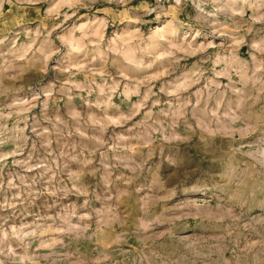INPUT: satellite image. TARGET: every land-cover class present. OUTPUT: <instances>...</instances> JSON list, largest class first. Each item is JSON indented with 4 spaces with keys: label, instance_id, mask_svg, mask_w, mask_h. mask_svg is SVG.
<instances>
[{
    "label": "clouds",
    "instance_id": "obj_1",
    "mask_svg": "<svg viewBox=\"0 0 264 264\" xmlns=\"http://www.w3.org/2000/svg\"><path fill=\"white\" fill-rule=\"evenodd\" d=\"M5 2L0 0V10ZM19 2L30 6L41 23L35 29L24 27L12 36L0 33V84L4 79H14V73L30 89L24 96L0 90V192L19 190L17 195L5 198L0 210H15L18 198L25 190L31 195L45 173L49 177L45 190L49 197L61 201L70 195L84 197L81 207L85 214L75 217L79 227L63 229L56 240L58 247L47 253L48 264H95L97 258L102 264L105 259L106 264H264V0H155L142 12L128 8L130 0H104L115 7L108 9L110 16L102 18L91 15L99 11L96 5L101 0ZM121 7L136 17L138 24L155 13L154 27L148 34L134 29L138 38L128 41L116 37L131 30L125 25L114 29L113 36L105 41L103 27L121 18ZM85 9L89 12L87 24L80 22L79 15ZM181 14L188 17L187 21L179 19ZM45 23L51 26L46 28ZM97 27H101L99 35ZM21 34L27 37L23 42ZM173 44H181L186 50L183 57ZM245 45L250 59L240 55ZM161 53L170 55L161 58ZM193 56L196 59L189 65L187 59ZM53 57L54 68L70 69V81L77 74L73 64L88 61L96 70L89 73L87 81L63 87L70 100L72 90L95 92L94 102L87 97L81 99L88 104V113L93 108L99 112L93 120H88L85 113L71 123L62 121L50 131H40L41 147L44 152H52L50 137L55 134L58 139H67L69 146L77 141L81 147L88 144L85 151L100 154L87 157L65 148L59 166L49 157V167L40 169L42 162H33L32 155L23 160L15 157L23 155L27 146L25 132L34 103L45 91L50 99L59 91L52 81L43 83L39 75ZM93 57L94 65L90 63ZM181 59L185 63H179ZM101 70L104 75L97 76ZM164 71H168V78L158 82L148 78ZM122 74L130 79L118 81ZM37 80L41 82L35 83ZM113 95L122 97L120 104L112 102ZM25 97L31 99L26 102ZM41 103L47 105L48 100ZM122 105L127 106L126 113ZM43 120L55 123L42 108L38 116L32 117L31 126L39 128ZM77 128L86 135H79ZM9 143L14 145L13 150L3 151ZM133 143L145 150L133 153L129 149ZM149 154L154 158L149 159ZM9 156L25 172H36L30 182L13 173L20 184H4L2 174ZM88 159L95 161L91 165L95 177L105 178L99 193L89 195L83 184L91 183L93 177L84 180L76 172L69 176L71 187L58 179L51 182L53 171L57 176L73 169L89 171L84 169ZM193 168L197 171L191 176L183 175ZM157 170L164 189L176 195L170 202L145 211L141 193L160 187L151 184ZM173 173L179 183L169 186L167 177ZM126 180L131 183L126 184ZM192 185L197 195L192 194ZM121 193L128 196L118 200ZM97 196L99 212L92 203ZM191 199L203 201L199 210L177 208L178 203ZM132 202L136 213L130 224L123 212L114 220L105 215L110 206L123 205L127 210ZM97 219L104 223L90 231ZM100 228L103 231L97 230ZM161 232L165 234L163 239L159 238ZM132 236L139 241L135 251L123 247ZM116 237L120 243L112 247ZM40 240L38 226L35 230L0 233V256L4 257L0 264H19L15 249L26 251ZM80 248L84 251H78Z\"/></svg>",
    "mask_w": 264,
    "mask_h": 264
},
{
    "label": "rangeland",
    "instance_id": "obj_2",
    "mask_svg": "<svg viewBox=\"0 0 264 264\" xmlns=\"http://www.w3.org/2000/svg\"><path fill=\"white\" fill-rule=\"evenodd\" d=\"M155 4V0H130L129 4L127 5L128 8L134 9L138 12H142L145 8L152 6ZM115 6L108 5L101 0L100 3L96 5V9L99 11H93L91 15H95L98 17H105L110 16L111 12L108 9H114ZM120 12L122 14L121 18L114 21L109 22L107 26L103 27L104 33V40L107 41L109 37L113 36L114 29H119L128 25L131 30H126L123 33H117L116 37L121 39H126L128 41H135L138 38L137 32L134 30L136 28L140 29L142 34H148V30L154 27L152 21L155 19V13L151 16L144 17V23L138 24L136 23V17H133L131 13L127 12L124 7L120 8ZM79 15L82 17L81 23L87 24L88 21L86 17L89 15L87 9L82 10ZM170 18V17H169ZM75 19V18H73ZM179 19L187 21L188 17L184 14L179 16ZM72 21H69L70 24ZM41 21L35 16V13L31 12L30 6H25L19 0H6L3 5L2 10H0V33L6 34L8 36H12L15 33L21 32V29L24 27H29L35 29L37 25H39ZM49 23H45L44 27H50ZM56 31H60V29H56ZM101 33V27L96 28V34L99 35ZM55 35V33H53ZM27 37L23 34L20 35V41L23 42ZM87 38V37H86ZM142 38V37H139ZM191 40V36L188 37ZM198 42L201 44L203 41H200V38H197ZM114 42V41H113ZM57 43H59L57 41ZM183 42H181L182 44ZM181 44H173L172 47L177 48L179 50V54L181 57L185 54V49L181 46ZM209 51H213V49H209ZM249 49L245 45L243 48L240 49V55L245 59H250ZM170 55V53H161V58L163 56ZM55 57H53L52 63L49 64L46 68H41L39 71V75L43 77V83L47 84L48 81H52V85L59 89V91L53 93L54 99H50V94L45 91L43 96H40L39 100L34 103V106L29 112V121H28V128L25 132V135L28 137L27 146L23 150V155L15 157V159L23 160L26 156L32 155L33 162L41 161L38 165V168L43 169L45 167H49L48 158L51 157V163L56 164L59 166L60 161L63 160L65 155L64 149L69 148L71 152H81L84 156L87 157H94L98 156L100 153L93 152L91 150L85 151L88 149V144H84L83 147L79 145L77 141H73L69 146L67 139L65 138H57L55 134H52L50 137L52 152H44L43 148L40 144V131H50L52 127H55L56 124H60L62 121L65 123H71L72 120L79 118L81 115L87 113V119L93 120L96 116V113L99 112L98 108H93V110L88 113V104L85 103L81 97H87L89 101L94 102L96 99L95 92H89L85 90L84 92L80 93L78 90H72L71 95L72 99H69L68 95L64 94V85H71L75 82H85L89 78V73H95L96 70L89 66V62L85 61L81 64H73L72 70H74L77 74L74 77V80L68 79V72L69 68L65 66L63 71H60L58 67L54 68L52 65L55 63ZM196 59L195 56L189 57L187 59V63L191 65L193 61ZM91 64H96L95 58H91ZM179 63L183 64L185 61L181 59ZM105 67H107V62H105ZM87 69V72L84 71ZM14 79H4L3 83L0 84V90L11 93L14 92L18 96H24V93L29 91V87L23 83V80L20 77H15V74H11ZM104 75V71L101 70L97 73V76ZM168 71H164L160 74H151L148 78L153 79L155 81H159L161 78H168ZM55 77V79L53 78ZM119 80L130 79L129 77H125L123 74L117 78ZM223 79V76H221ZM41 81L37 80L35 83H40ZM99 83V79H97ZM13 84L15 87L13 88ZM117 87L119 88L120 85L118 83ZM157 88H159V84L157 83ZM161 95H163L162 90ZM3 99V97H0ZM31 97H25V101L30 100ZM122 97L113 95L112 102L116 104H120ZM133 99L135 97L133 96ZM48 100L47 105H43L41 101ZM42 108H46L47 112L52 121L55 123L50 124L48 120L41 121V125L39 128H33L31 125L33 123L32 117L38 116L41 113ZM122 111L124 113L127 112V106L122 105ZM142 115V113H141ZM137 120L140 119L139 116L136 117ZM12 121L9 120V126H11ZM20 127H24L23 124ZM76 132L79 135H86L82 133L79 128L76 129ZM68 137H71V132L68 133ZM59 145V147H57ZM14 145L11 143L4 146L3 151H12ZM130 151L133 153L137 152L138 150L144 151L139 144L133 143L129 146ZM162 151V150H161ZM57 157L60 160H57ZM154 158L151 154H149V159ZM95 161L93 159H88L84 162V169H88L89 171H78L73 169L72 172H69L67 175L61 173L57 176L56 172L53 171L51 174V182L55 183L57 179L62 183L66 184L67 186L71 187V181L69 176L72 175L73 172H76L77 175L82 176L84 180H87L90 176L93 177L91 183H84L83 187L87 191L89 195L99 193L100 188L103 186L101 183L105 180L103 176L95 177L94 170H91V165ZM120 171H124L126 173V169H121ZM197 169H189L185 171L183 175L185 177L191 176L195 173ZM16 173L19 176H22L25 182H30V178L36 175L35 171H28L25 172L23 167H20L13 163V157L9 156L8 164L3 169V182L7 185L10 181L19 185L20 180L15 179L11 174ZM116 179L119 180V172L116 175ZM139 179V177L137 178ZM163 178L159 174L157 170L156 174L152 177L151 184L160 186L156 191H152L151 189L148 191H144L141 193L143 198V206L144 210L147 211L153 207H159L161 203L170 202L176 193L172 190H165L163 187ZM167 182L169 186H172L179 181L175 180V173L169 175L167 177ZM125 183H131V181H125ZM185 183H188L185 180ZM49 185V177L48 174L45 173V177L40 184L35 185L32 189V194L29 195L28 191H24L22 197L18 198L16 209L13 210L11 208L0 210V233L5 231H12L14 229H29L35 230L38 226L41 230V240L39 243L33 242L25 251L24 249L16 248L18 255L20 256L19 264H48V256L47 253L52 248H57L58 244L56 243L57 237L63 234V229L65 227H70L72 225H76L79 227L76 221V216L85 214V209L81 206L84 204V197L83 196H75L70 195L68 197L63 198V200H54L53 198L49 197L46 193V189ZM192 194L197 195V190L195 185H192ZM18 189L14 188L8 191L0 192V204H2L5 198H11L14 195H17ZM139 191V189H138ZM114 195V194H113ZM128 193H121V197H117L120 200L123 197H127ZM99 197L93 200V205L100 211L99 205ZM203 201H199L197 199L186 200L183 203H178L177 208L184 210L188 207L195 208L199 210L200 205ZM52 206L51 208L49 206ZM123 212L124 219L131 223L133 217L135 216L136 209L135 203L132 202L127 206V210H124L123 205L120 208H117L115 205L110 206L107 210L105 215L110 219H118L119 213ZM170 219V218H169ZM162 224L165 221L162 219L160 221ZM104 221L97 219L94 224H92L91 229H96V226L99 224H103ZM98 231H103L102 228L97 229ZM164 233L161 232L159 238H164ZM67 243V241H65ZM101 247H104L105 244L103 241L99 242ZM120 243L119 237L113 241L111 245L114 247L116 244ZM12 247L15 248V244H12ZM95 245L92 246L94 248ZM123 247L126 250L135 251L139 247V241L135 236L130 237L126 243L123 244ZM92 249L89 248V251ZM78 251H84L83 248L78 249ZM0 259H4V257L0 256ZM6 264H9L6 261ZM95 264H102V261L97 258ZM106 264V259L103 262Z\"/></svg>",
    "mask_w": 264,
    "mask_h": 264
}]
</instances>
